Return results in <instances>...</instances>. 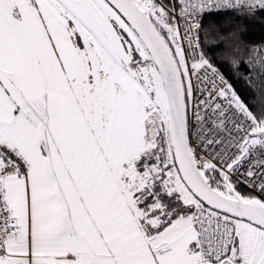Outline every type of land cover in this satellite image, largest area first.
Returning a JSON list of instances; mask_svg holds the SVG:
<instances>
[{
    "label": "snow or ice",
    "instance_id": "snow-or-ice-1",
    "mask_svg": "<svg viewBox=\"0 0 264 264\" xmlns=\"http://www.w3.org/2000/svg\"><path fill=\"white\" fill-rule=\"evenodd\" d=\"M213 12L264 0H0V264H264V106L205 54L264 45Z\"/></svg>",
    "mask_w": 264,
    "mask_h": 264
},
{
    "label": "trees",
    "instance_id": "trees-1",
    "mask_svg": "<svg viewBox=\"0 0 264 264\" xmlns=\"http://www.w3.org/2000/svg\"><path fill=\"white\" fill-rule=\"evenodd\" d=\"M202 26L204 29L216 27L224 32L236 30L247 45H264V14L258 13L250 18L234 13H212L203 17ZM205 54L212 59L213 63L224 74L237 95L252 111L258 113L261 106H264V79H258L255 74H252L250 83V71L246 64L242 63L238 69L234 68L230 64L219 60L217 50H209L206 45ZM241 190L244 191L243 188Z\"/></svg>",
    "mask_w": 264,
    "mask_h": 264
},
{
    "label": "built area",
    "instance_id": "built-area-1",
    "mask_svg": "<svg viewBox=\"0 0 264 264\" xmlns=\"http://www.w3.org/2000/svg\"><path fill=\"white\" fill-rule=\"evenodd\" d=\"M213 13H215V12H213ZM212 14V13H211ZM205 15H207V14H205ZM204 15V16H205ZM189 23H191V21H188ZM183 24H184V21H180V27H181V32L183 31ZM185 47H187V44H185L184 45ZM229 83V82H228ZM230 84V83H229ZM231 85V84H230ZM232 87V86H231Z\"/></svg>",
    "mask_w": 264,
    "mask_h": 264
}]
</instances>
